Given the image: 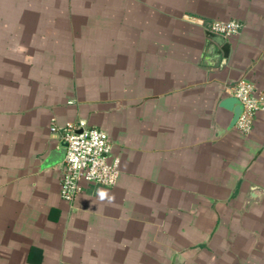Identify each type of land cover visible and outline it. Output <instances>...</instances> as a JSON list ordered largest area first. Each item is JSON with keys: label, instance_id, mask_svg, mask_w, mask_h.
Wrapping results in <instances>:
<instances>
[{"label": "crops", "instance_id": "0c3cea01", "mask_svg": "<svg viewBox=\"0 0 264 264\" xmlns=\"http://www.w3.org/2000/svg\"><path fill=\"white\" fill-rule=\"evenodd\" d=\"M242 78L264 97V0H0V264H264V102L247 134L219 105ZM67 124L119 169L71 202Z\"/></svg>", "mask_w": 264, "mask_h": 264}, {"label": "built area", "instance_id": "2783aa9c", "mask_svg": "<svg viewBox=\"0 0 264 264\" xmlns=\"http://www.w3.org/2000/svg\"><path fill=\"white\" fill-rule=\"evenodd\" d=\"M242 24L239 20L211 23L209 30L232 37L240 32ZM230 94L239 100L242 111L234 126L243 133L252 130L256 113L262 109L264 97L255 92L253 84L242 78L230 87ZM52 132L66 142V152L61 163L62 178L60 195L67 201L76 197L80 183L102 186H113L119 176L118 160L109 156L112 143L109 135L97 128H77L72 124L63 127L53 125Z\"/></svg>", "mask_w": 264, "mask_h": 264}, {"label": "water", "instance_id": "95a60500", "mask_svg": "<svg viewBox=\"0 0 264 264\" xmlns=\"http://www.w3.org/2000/svg\"><path fill=\"white\" fill-rule=\"evenodd\" d=\"M206 37L210 41L211 43L210 46L212 48L214 46L220 47L218 53H221L220 55H223V61L221 63L222 66L225 63L226 58L228 57L230 44L226 41V38H224L222 35L214 33L210 30H206ZM219 105L232 112V119L230 121L229 127L230 128L233 127L242 111V106L239 103V100L236 97L228 96L223 98L220 101ZM221 131L223 130H219V132ZM66 145H67L66 142L62 141L57 149L52 150L50 152L48 162L49 163L60 162L64 158V154L66 152Z\"/></svg>", "mask_w": 264, "mask_h": 264}, {"label": "clouds", "instance_id": "9594fccd", "mask_svg": "<svg viewBox=\"0 0 264 264\" xmlns=\"http://www.w3.org/2000/svg\"><path fill=\"white\" fill-rule=\"evenodd\" d=\"M104 196V193H101V197H103Z\"/></svg>", "mask_w": 264, "mask_h": 264}]
</instances>
